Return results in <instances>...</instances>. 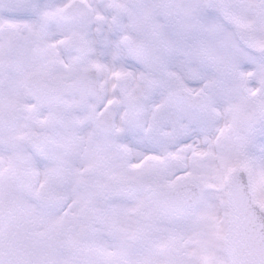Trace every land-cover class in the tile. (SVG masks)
I'll return each instance as SVG.
<instances>
[{
    "label": "snow or ice",
    "instance_id": "obj_1",
    "mask_svg": "<svg viewBox=\"0 0 264 264\" xmlns=\"http://www.w3.org/2000/svg\"><path fill=\"white\" fill-rule=\"evenodd\" d=\"M0 264H264V0H0Z\"/></svg>",
    "mask_w": 264,
    "mask_h": 264
}]
</instances>
